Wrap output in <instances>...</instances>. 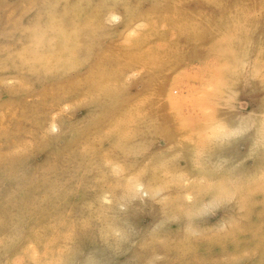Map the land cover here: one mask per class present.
<instances>
[{"label":"rangeland","instance_id":"rangeland-1","mask_svg":"<svg viewBox=\"0 0 264 264\" xmlns=\"http://www.w3.org/2000/svg\"><path fill=\"white\" fill-rule=\"evenodd\" d=\"M263 142L264 0H0V264H264Z\"/></svg>","mask_w":264,"mask_h":264},{"label":"bare ground","instance_id":"bare-ground-1","mask_svg":"<svg viewBox=\"0 0 264 264\" xmlns=\"http://www.w3.org/2000/svg\"><path fill=\"white\" fill-rule=\"evenodd\" d=\"M59 22H60V21H59ZM53 23H55V22H53ZM50 26H52V25L50 24ZM58 26H59V27L54 26V28L57 27L56 35H58V36H65L64 34H66V33H65V29H64V28H65V24H64V22L61 21V22H60V25H58ZM45 28H47V27H45ZM49 28H50V27H49ZM53 30H54V29H53ZM40 33H41V32H40ZM40 33H39V34H40ZM44 33H45V32H44ZM44 33L42 32L41 34L44 35ZM43 35H37V37H36V41H39V43H40L41 41H43L44 39H46V41H45V40H44V41H45L46 43L49 42V44H50V41H48L47 36L44 38ZM48 35H49V34H48ZM53 35H55V34H53ZM56 35H55V37H56ZM51 38H52V37H51ZM65 38H66V37H65ZM54 39H55V38H54ZM59 39H60V37H59ZM74 41H75V40H74ZM32 42H33V40H32ZM34 42H35V40H34ZM34 42H33V43H34ZM54 42H55V41H54ZM58 42H59V41H58ZM58 42H57L56 46H58ZM41 43H42V42H41ZM77 43H78V42H77ZM78 44H79V43H78ZM38 45H39V44H38ZM65 45H66V44H65ZM67 46H68V45H67ZM76 46H77V45L75 44V47H76ZM48 47H49V46H48ZM52 47H54V49L56 48L55 46H52ZM73 47H74V46H73ZM33 48H34V47H33ZM37 48H39V47L37 46ZM37 48H36V49H37ZM79 48H80V47H79ZM47 49H48V48H47ZM71 49H72V51H73V50H75L76 48H74V49L71 48ZM77 49H78V48H77ZM28 50H29V49H28ZM49 50H50V49H49ZM52 50H53V49H52ZM60 50H61V49H60ZM31 51H32V50H31ZM34 51H35V49H34ZM50 51H51V50H50ZM29 52H30V51H29ZM29 52H28V53H29ZM51 52H52V51H51ZM54 52H55V50H54ZM69 52H70V51H69ZM46 53H48V51H47ZM52 53H53V52H52ZM70 53H72V52H70ZM73 53H74V52H73ZM34 54H35L34 56H36V53H34ZM61 54H64V53H61ZM27 55H28V54H26V56H27ZM45 55H47V54H44L43 56H45ZM54 55H56V54H54ZM38 56H39V55H38ZM47 56H48V55H47ZM49 56H51V55H49ZM52 56H53V55H52ZM57 56L59 57L58 54H57ZM61 56H63V55H61ZM69 56H71V55H69ZM69 56H68V57H69ZM54 57H55V56H54ZM66 57H67V56H66ZM72 57H73V55H72ZM72 57H71V58H72ZM37 58L40 60L41 56H39V57H37ZM37 58H36V59H37ZM64 58H65V57H64ZM34 59H35V58H34ZM45 59H48V58H45ZM50 59H51V58H50ZM52 59L54 60L53 57H52ZM55 59H56V58H55ZM59 59H60V58H59ZM69 59H70V57H69ZM41 60H43V59L41 58ZM66 60H67V59H66ZM44 61H45V60H44ZM54 61H55V60H54ZM57 61H58V60H57ZM64 61H65V60H64ZM59 62H60V61H59ZM65 62H66V61H65ZM234 65H235V64H234ZM241 66H242V65H241ZM225 68H228V67H225ZM39 69H40V67H39ZM223 69H224V68H223ZM237 69H238V68H237ZM226 70H227V69H226ZM241 70H242V68H241ZM35 71H37V70H35ZM231 71H232V70H231ZM231 71H230V72H231ZM242 71H243V70H242ZM220 72H221V71H220ZM239 73H240V71H239ZM230 75H231V74H230ZM233 75H234V74H233ZM242 75H243V74H242ZM220 76H222V75H220ZM237 76H238V74H237ZM235 77H236V76H235ZM238 77H239V76H238ZM240 77H241V76H240ZM240 77H239V78H240ZM223 78H224V77H223ZM225 78H226V76H225ZM228 78H230V77H228ZM231 78H233V77H231ZM231 78H230V79H231ZM220 79H222V78H220ZM240 79H241V78H240ZM240 79H239V80H240ZM239 80H238V81H239ZM245 80H246V79H245ZM223 81H224V80L222 79L221 83H223ZM231 81H232V79H231ZM233 81H234V80H233ZM233 81H232V82H233ZM232 82H231V83H232ZM241 82H242V81H241ZM246 82H247V81H246ZM246 82H245V83H246ZM221 83H220V84H221ZM228 83H229V82H228ZM228 83H227V84H228ZM242 84H243V83H242ZM166 85H167V84H166ZM228 85H230V84H228ZM235 85H236V86H235V88H236L238 85H237V84H235ZM244 85H245V84H244ZM218 86H219V85H218ZM220 87H221V86H220ZM224 87H225V86H224ZM242 88H243V87H242ZM227 89H228V87H227ZM219 90H222V89H219ZM229 90H230V89H229ZM165 91H166V89H165ZM230 91H231V90H230ZM236 91H237V90H236ZM223 92H224V91H223ZM241 92H242V91H241ZM223 94H225V93H223ZM226 94H228V93H226ZM232 94H233V93H232ZM236 94H237V93H236ZM219 95H221V94H219ZM238 95H239V94H238ZM223 96H224V95H223ZM225 96H226V95H225ZM228 97H229L228 99H230V97H233V96H230V94H228ZM174 98H176V97H174ZM170 99H171V101L174 100L173 103H175V100H176V99H173V100H172V97H171ZM223 99H225V98H223ZM177 100H178V99H177ZM176 102H177V101H176ZM225 129H226V128H225ZM263 143H264V142H263ZM10 248H11V247H10ZM15 255H16V253H15ZM14 258H15V257H14ZM17 260H18V259H17ZM10 261H11V260H10ZM47 263H48V262H47ZM10 264H11V263H10Z\"/></svg>","mask_w":264,"mask_h":264}]
</instances>
